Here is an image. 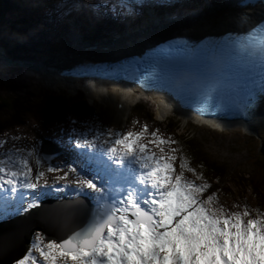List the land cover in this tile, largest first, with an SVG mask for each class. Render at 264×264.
<instances>
[{"label":"snow or ice","instance_id":"snow-or-ice-1","mask_svg":"<svg viewBox=\"0 0 264 264\" xmlns=\"http://www.w3.org/2000/svg\"><path fill=\"white\" fill-rule=\"evenodd\" d=\"M66 3L55 6L57 21L70 14V9L61 11ZM139 3L115 0L109 6L105 0L93 11L104 7L113 18H123L137 14ZM259 28L264 32V24ZM185 49L181 59L152 57L138 69L135 83L145 91L174 90V97L190 103L200 116L248 118L264 101V35L258 36L256 28L228 33L203 49ZM147 132L145 126L139 132L107 129L91 138L77 137L74 150L84 165L49 166V173L66 168L55 184L44 179L39 157H34L35 173L20 154L0 161V220L38 208L53 193L63 194L57 199L75 196L94 206L85 228L59 242L45 243L37 232L14 264H40L31 256L33 249L43 264H264V213L253 217L247 209L232 214L213 209V196L201 199L207 182H182L187 167L182 157V171L175 174L176 149L165 153L163 147L175 141L152 131L148 143L160 147L157 156L141 142Z\"/></svg>","mask_w":264,"mask_h":264},{"label":"rangeland","instance_id":"rangeland-1","mask_svg":"<svg viewBox=\"0 0 264 264\" xmlns=\"http://www.w3.org/2000/svg\"><path fill=\"white\" fill-rule=\"evenodd\" d=\"M63 2L64 0H0L1 49H7V47L10 49H15V47L11 48L12 43L9 42L8 38L14 37V35L17 36L22 28L24 29L20 22L23 20L21 15L28 19L32 18V21L41 20L43 23H48L46 22L48 19H52L53 21L55 19V6ZM104 2L105 0H67V3L65 4L64 8L61 9V11H69L70 9V14L64 16L63 19H60L59 21L55 19V22L64 24V28L58 30L60 32L58 33V36L60 37L56 39L57 44L51 49L50 45L48 43L46 44L45 40L47 39L40 38L41 46H38L39 49L33 51L35 53L37 50H39L38 53L40 56L38 55L36 58L39 60L38 62H44L47 57L50 55L52 56L54 53H65L67 41L63 35L66 33H61L69 27L65 26L66 24H73L75 21H79V18L81 17L80 14L83 11H79L82 8L80 7L81 3L86 7L82 8L85 10L88 9V7L93 9V6ZM106 2H108L109 5L111 2H114V0H106ZM187 2H189L190 7L184 8L183 5L187 4ZM225 3L226 0H186V3L181 2L182 6L178 9H158L151 13V17L155 18L152 19L153 21H156V19L164 20L168 18L167 14H172L175 12H180L181 14L183 12H187L188 14L190 10V12H192L199 9L204 10L205 8L210 9L211 11L215 9L213 12L216 15V9L222 10ZM137 7L139 6L135 5L134 12L136 13L138 10ZM99 9L98 15H101V11L107 10L104 7ZM164 13L167 16L163 15ZM107 14L110 15V17L112 16L109 13ZM146 15L141 13L136 17H133L136 18V21L140 27L143 24H146V21L143 20L144 16L145 19L147 18V20L151 18L150 15L148 16V13ZM170 16L173 15H169V17ZM3 18H6L9 23L6 24L1 22ZM114 19L117 20V18ZM122 21L127 23L130 22L129 19ZM42 22H38L35 25V29H37V25H40L41 29L43 26ZM10 27L12 28L10 29ZM132 29L139 30L137 27H132ZM24 31L27 30L24 29ZM119 33L122 34L121 31ZM116 34L118 33L116 32ZM78 37L80 41H83L82 43L92 42L87 40L89 38L86 36L79 35ZM25 44L27 45V43ZM42 58L44 60H42ZM46 64L48 66V63ZM9 80H12L13 84L23 81L30 87L33 86L41 89L39 90L37 97H34L31 100L33 107L36 109V115H39V118L36 122L34 121L32 123H26L23 121H18L14 116L15 111L13 113V110L14 108L20 106V103L14 96L11 94L9 95V91L12 87V85L7 82ZM84 97L85 96L82 94L77 93H59L49 87H46L44 84H40V82L37 85H33L30 78L28 76H24L23 73H20L19 71L15 72V70H12L10 67L0 68V151L4 152L5 158L7 159H9L10 156L15 157L17 154L23 151L22 156L28 159L29 165L33 168L34 173L36 169V160L34 157H39L40 164L45 167L44 171L41 168L40 171L45 173L44 179H46L49 183L53 180H56V177L62 175L63 170H66L65 168L61 172H47V168L49 166L60 165L66 162L64 160L66 157L60 149L62 146V141L59 140L60 137L66 136L67 133L70 132L79 137L82 136V132H85L88 138H91L97 131L103 132L107 129H111L115 132V129H117L121 132L123 130L129 132L131 130L137 131L139 130L137 126L145 125L151 129L161 132L162 136L166 137L167 140L175 141V143L171 144V147L176 149L175 155L177 159L173 162L175 174H178L177 171L181 170L178 168V162H180V154H183L180 151L177 137L188 136L191 141L190 145L186 147V150L187 153L191 154L192 159L190 161L188 159V161H185L187 167L183 169L186 171V173H182V182L190 181L195 183L197 180L193 175V172L196 173V175L202 177V180H198L197 182H199V184L201 182H207L209 187L205 190L201 197L204 196V199H207L208 196H213L211 201V207L213 209H222L226 214H232L247 209L250 211L253 217L257 214V212L264 213V117H258L255 121L258 125V128H256V131L252 136H247L241 130L217 133L206 129H200L192 124H186L185 122L180 121V123L173 122L174 126L177 125L179 127L176 134L171 126L166 127V122L156 121L153 108L147 104L142 103V107H144L145 110L144 112L136 114L134 112L135 110H131L125 119L123 118L122 120H116L114 118L115 120L112 124V122H107L100 113L99 109L97 108V102H94L95 105L91 106L90 100L87 102ZM53 114L58 115L57 121L48 119V117ZM47 126L48 129L46 134H42L43 129ZM175 135H177V137ZM53 136L57 137L52 139L51 137ZM44 140L47 141L48 149H51L53 153L56 154L57 150L61 153V155L57 158L55 156L59 153L53 155L56 159L53 157L52 159H54V161L50 162L49 164L46 163L48 162L45 158L47 157V154L44 155V152H41V146ZM48 142L55 144L57 150L56 148H54L55 150L52 149ZM69 148H74V146L70 145ZM7 150L10 156L5 154ZM31 150H33L34 154L32 161L27 156V152H30ZM158 155H160V151L157 156ZM196 156L197 159L201 158L202 156H206V158L211 162L221 166L225 170L224 176L217 182L212 181L210 177L207 178L201 176L199 172L196 171V161L194 159ZM42 158L45 162H43ZM188 168H191L192 171H188ZM191 176L195 179V181L191 178ZM41 183H43V181H41ZM60 184L62 185V183ZM254 184H257V194L260 195V201H258V199L253 195V189L251 186ZM84 201L89 210L93 211V204L86 200ZM34 239L35 232L34 236L32 235V240L30 241H33ZM33 253L35 255L31 256H34V258L37 260V252L33 251Z\"/></svg>","mask_w":264,"mask_h":264},{"label":"bare ground","instance_id":"bare-ground-1","mask_svg":"<svg viewBox=\"0 0 264 264\" xmlns=\"http://www.w3.org/2000/svg\"><path fill=\"white\" fill-rule=\"evenodd\" d=\"M180 1L182 3L183 2L186 3V0H164L162 4L157 3L156 0H140V4H138L139 7H137L138 8L137 14L133 16L123 17V18L118 17L117 20H115L112 16L110 17V15L106 14L107 10L101 11V15H98L99 12L93 13L94 12L93 9H90L89 7L88 9L84 10L82 8H86V7L84 6V4L81 3L80 7L82 8L79 11H82V10L83 11L80 14L81 17L79 18V21L78 22L75 21L73 24L72 23L66 24L65 26H69L70 28L68 27L61 33V34L66 33L63 35L67 41L66 42L67 45L65 47L66 48L65 53H61V54L54 53L52 56L50 55L49 57H47V59H45L46 63H48V66L46 63H45L46 65H42V66L50 69L51 71H47V73H45L43 76L41 75L39 76V78H41L40 84H44L46 87H49L52 90L57 91L59 93L64 92V93H69V94L70 93L82 94L83 96H85L84 98L87 100V102H89V100L91 102L93 98H96L97 100L96 101L94 100V102L98 103L97 108L99 109L100 113L103 115V117L106 119L107 122L109 123L112 122L113 124L115 119L116 120H122L123 118L125 119L131 110L132 111L135 110L134 101H136L138 98L137 92L132 91V94H128V97H127V93H126L128 91L127 87L115 81L108 82L107 80H104L107 83L105 85L101 84L94 88L90 86L89 90L80 91L79 89L82 88L83 81L73 80L71 78H63L61 77L60 74H58V72L66 68H70L71 65L76 64L78 62L96 61V60H101V59L114 60L117 57L122 56L123 54H130V53L132 54L133 52H136V51L140 52V54L142 55V57L139 58V61L142 63L143 66H146V63H148V61L145 62L143 57L145 56V51H146L145 47H147V45H150L153 43L158 44L159 42L165 41V39H176L179 36L180 38H183V37L188 38L190 41L194 42L193 39H199L201 37H205V36H209L213 34L214 35L221 34L222 36H224V33L229 32V31L230 32H234L237 30L246 31L247 29H249V27H251L252 25L257 23L261 18H263V15H264L263 13H260L259 9H253L250 7L248 8L234 7L235 2H233V0H226L225 5L223 4L224 6L222 10L216 9V15L213 12L215 9L211 11L210 9L205 8L204 10L199 9L197 11H192V12H190L191 11L190 10L188 14L187 12H183L182 14L180 12H175L172 14H167L168 15L167 16L165 15L166 13L165 12L163 15L167 16L168 17L167 19H164V20L156 19L157 22L152 20L155 18L151 17V13L155 12L158 9L160 10L166 9V8L178 9L179 7L182 6ZM114 2H111L109 6H111ZM133 2L134 0H129V3H133ZM106 3L108 4V2ZM183 7L184 8L190 7L189 2L183 5ZM134 10H135V7H134ZM141 13L145 15L148 13V16L150 15L151 18L149 17L150 19L147 20V18L145 19V16H144L143 20L146 21V24L145 25L143 24L140 27V25H138V22L136 21V18H133V17H136L137 15ZM184 14L185 15L187 14V15L185 16ZM169 15H173V16L169 17ZM21 18L23 19L22 21H20L21 26L24 27V29L27 31H24V29L22 28V30L17 36L14 35V37L8 38L9 42L12 43L11 48L15 47V49H10L8 47L7 49L6 48L1 49V46H0V56H2V54L5 56L3 61L5 60L8 65L12 66L13 64L15 65L19 63V65H16V67L22 68L24 66L23 68L25 69L26 72H28L31 70L30 69L31 60H35L37 62L39 61L36 59L38 55L40 56V54L38 53L39 50H37L35 53L33 51H35L36 49H39L38 46H41L40 38L47 39L45 40L46 44L48 43L51 49L54 48L57 44L56 39L60 37L58 36V33H60L58 30H60L61 28H64V24L63 23L59 24L55 22V19L54 21L52 19H48V21H46L45 19V21L48 23L44 22L45 23L44 24L41 20L32 21V18L28 19L22 15H21ZM41 19H44V18H41ZM126 19H129L130 22L127 23V22L122 21ZM1 22L6 23V24L9 23L6 18H3ZM38 22L39 23L42 22L43 24L41 29H40V25H37V29H35V25ZM132 27L133 28L137 27L139 30L132 29ZM11 28L12 27H10V29ZM120 31L122 32V34L119 33ZM116 32L118 34H116ZM79 35L86 36L87 38H89L87 40L92 41V42L82 43L83 41L79 40V37H78ZM65 36L66 37L68 36V37L66 38ZM25 43H27V45ZM42 60L44 59L42 58ZM4 68L6 67L4 66ZM11 69L15 70V67L14 69L13 68ZM138 69L142 71L141 66H137L136 72L134 75L137 74ZM20 70H15V72H18V71L20 72ZM37 76L38 74H34V77L32 76V78H36ZM7 82L10 85H12L9 91V95L11 94L12 96H14L16 99H18L20 103V106L14 108L13 110V113L15 111L14 116L16 117V119L18 121H23L26 123H32L34 121L36 122L37 119L39 118V115H36L37 114L35 111L36 109L33 107L31 100L34 97L35 98L37 97L39 90L41 89L37 87H33V86L30 87L29 85H27V83L23 81L17 82L15 84H13L12 80H9ZM90 84H93V83H90ZM146 92L147 93H145L144 99H143L145 102H148L150 98L151 100H154L156 102L158 101V98L160 96V93L158 91H152L151 92L152 96L149 95L150 94L149 91H146ZM169 92L173 93V91H170V90ZM154 101H152V104ZM148 105L152 107L151 104H148ZM157 114H159V116L163 115L159 110L157 111ZM258 117L259 118L264 117V101H261V104L258 106L257 110L254 112V115L253 117H251L250 120L247 119L245 122H242L240 125L237 124L238 123L237 121H235L234 124H237L236 126L238 129H241V130L244 129L245 132H249V134L250 133L254 134L256 131V128H258V125H256V123L253 122V120H255V118L257 119ZM48 119L57 121L58 115L53 114L50 117H48ZM194 121H193V125L196 126ZM137 127L139 128V130L137 131L131 130V131L139 132L141 128L145 127V125L137 126ZM146 127L148 129V132L145 134L144 137H142L141 142L144 143L151 150L152 153H155L157 155L160 151V147H158L155 144L148 143V141L152 139L150 136V133L152 131H156L157 135L160 136L162 139L164 140H167V139L166 137H163L161 132H159L158 130L151 129L148 126ZM47 129H48V126L43 129L42 134H46ZM115 131H119V130L115 129ZM126 132L128 131L123 130L121 133H126ZM83 135H86V133L82 132V136ZM55 137L57 136H53L51 138L54 139ZM70 138L72 141L71 144L69 142ZM76 138H77V135L73 134L72 132L67 133L66 136H62L59 138V140L62 141L61 143L62 146L60 147V149L64 153V156L66 157V159H64L66 161L64 163L65 165H69L68 163L72 164L73 161L76 162V166L84 165L83 158L78 157L76 155L74 148H69L70 145L74 146V141ZM46 143L47 141L44 140L43 144H46ZM48 143L50 144L52 149L56 148L55 144L51 142H48ZM163 147L166 153V151H168V148L171 147V145H163ZM30 152H33V150H31ZM41 152L42 153L44 152L42 149V146H41ZM57 153L56 155L55 153L51 151V149H47L44 155L46 154L47 156L56 155L55 157L57 158L58 156L61 155V153L58 150H57ZM5 154L10 156L8 154V150L6 151ZM19 154L22 155L23 151H21ZM180 155L181 157L184 158L183 159L184 161H188L187 158L183 154H180ZM55 157L54 159H56ZM181 157L179 156L180 162H178L179 164L178 168H180ZM188 157H191V156H188ZM29 158L31 159V161L33 160L32 157H29ZM45 158L47 159V157ZM51 159L47 160L48 162L46 163L49 164L50 162L54 161V159L52 160ZM8 160L9 159L5 158L4 152L0 151V161H8ZM43 162H45L44 159H43ZM92 166L94 167L95 165H92ZM40 168L43 171L45 170V167L42 164H40ZM180 171H177V173L180 174L181 173ZM183 172L186 173V171L184 170L182 171V173ZM191 178L195 181V179L192 176ZM197 181H195V184H199V182ZM52 183H56V180L49 182V184H52ZM59 183L63 184L64 181H60ZM57 196H63V194L53 193L48 198L41 200V202H44L46 200L62 202V201L75 200L79 198V197L73 196V197H64L62 199H57L56 198ZM201 198L204 199V196ZM34 210L35 209L33 208L29 209L27 213H23V216L21 218L24 219L25 217H28V215L32 216L34 213L33 214L31 213ZM17 216L18 215L11 216L9 218L0 220V231H2V233L0 234V243L3 245H6V244L10 245L11 247L16 246L14 247V249L19 247V243L16 242V240L14 239V237L18 238V234L13 232L12 229L7 230L4 227L5 226H9V227L18 226L16 224V221L20 220L21 218H18ZM14 227H11V228H14ZM37 232H40V231L38 230L35 231V235ZM33 236H34V233H33ZM31 240H32V237H31ZM31 242L32 241H30V244ZM33 251H35V249H33ZM33 251L31 255H35ZM7 255L8 253L5 256ZM36 256H37V261H40V264H43L41 263L43 261H42V258L39 256V253H37Z\"/></svg>","mask_w":264,"mask_h":264},{"label":"water","instance_id":"water-1","mask_svg":"<svg viewBox=\"0 0 264 264\" xmlns=\"http://www.w3.org/2000/svg\"><path fill=\"white\" fill-rule=\"evenodd\" d=\"M46 144L42 145L44 153L48 149V144L47 146ZM53 157V155L47 156V160ZM31 214L33 215H28L29 218L17 220L18 226H11L14 228L4 227L7 230L12 229L18 234V238L14 237V239L19 243V247L14 249L16 246L11 247L0 243V264H14L15 260L26 254L34 231H42L46 237L45 240L51 239L59 242L85 228L92 217V211L89 210L83 199H78L75 202L45 201L42 207L35 209ZM1 233L2 231H0ZM7 253L8 255L5 256Z\"/></svg>","mask_w":264,"mask_h":264},{"label":"trees","instance_id":"trees-1","mask_svg":"<svg viewBox=\"0 0 264 264\" xmlns=\"http://www.w3.org/2000/svg\"><path fill=\"white\" fill-rule=\"evenodd\" d=\"M144 111H145L144 107L138 106L134 112L136 114H140ZM171 122L172 121H170L169 125L166 127L171 126L173 128V131L176 132L177 134L179 127L177 125L174 126V124ZM175 136L177 137V135ZM177 138H178L177 142L180 146V151H182L181 153H183V155L190 161L192 157H188V156H191V154L187 153L186 147L190 145L191 140L188 138V136H178ZM194 159L196 161L195 162L196 171H198L201 176H204L207 178L210 177L212 181H216V182L219 181L224 176L225 170L221 166H218L214 162H211L209 159L206 158V156H202L199 159H197V156H196ZM256 186L257 184H254L251 186L253 189V195L258 199V201H260V195L257 194Z\"/></svg>","mask_w":264,"mask_h":264}]
</instances>
